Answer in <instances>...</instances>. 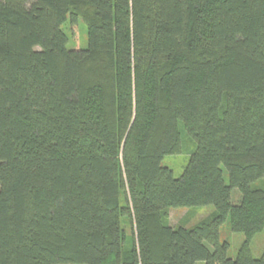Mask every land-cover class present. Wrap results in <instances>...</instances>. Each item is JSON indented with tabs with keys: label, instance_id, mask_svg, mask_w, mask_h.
<instances>
[{
	"label": "trees",
	"instance_id": "trees-1",
	"mask_svg": "<svg viewBox=\"0 0 264 264\" xmlns=\"http://www.w3.org/2000/svg\"><path fill=\"white\" fill-rule=\"evenodd\" d=\"M263 228L264 0H0V264H264Z\"/></svg>",
	"mask_w": 264,
	"mask_h": 264
},
{
	"label": "rangeland",
	"instance_id": "rangeland-1",
	"mask_svg": "<svg viewBox=\"0 0 264 264\" xmlns=\"http://www.w3.org/2000/svg\"><path fill=\"white\" fill-rule=\"evenodd\" d=\"M61 27L67 35V46L76 47L84 46L87 40V28L81 17H77L76 23H72L70 17L67 16L66 20L62 23ZM188 160L187 151L174 155H167L163 158L162 163L169 166L175 176L179 175ZM224 180L227 182L228 176L224 171ZM240 193L237 189H232L230 200L235 203L239 200ZM214 210L212 204L201 205L194 208L187 207H174L169 210L168 223L172 226L178 225L182 222L185 226L189 227L206 217L209 213ZM220 239H227L229 241L228 253L230 256H234L236 250L244 235L241 232H233L229 229L228 221L221 224L220 226ZM129 232V231H128ZM264 247V228L252 236L250 240V249L253 256H259Z\"/></svg>",
	"mask_w": 264,
	"mask_h": 264
}]
</instances>
